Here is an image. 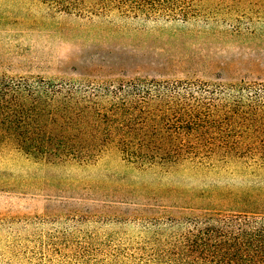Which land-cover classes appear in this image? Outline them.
<instances>
[{"label": "rangeland", "instance_id": "obj_1", "mask_svg": "<svg viewBox=\"0 0 264 264\" xmlns=\"http://www.w3.org/2000/svg\"><path fill=\"white\" fill-rule=\"evenodd\" d=\"M59 1L0 0V74L100 147L0 151V264H210V214L264 216V0Z\"/></svg>", "mask_w": 264, "mask_h": 264}, {"label": "trees", "instance_id": "obj_2", "mask_svg": "<svg viewBox=\"0 0 264 264\" xmlns=\"http://www.w3.org/2000/svg\"><path fill=\"white\" fill-rule=\"evenodd\" d=\"M36 1L53 11L63 5L59 0ZM59 93L42 79L0 74V151L53 165L86 161L100 146L75 139L94 137L91 113H75L71 105L60 112L62 102L54 100ZM116 146L123 153L131 149ZM209 247L210 264H264V216L210 214Z\"/></svg>", "mask_w": 264, "mask_h": 264}]
</instances>
